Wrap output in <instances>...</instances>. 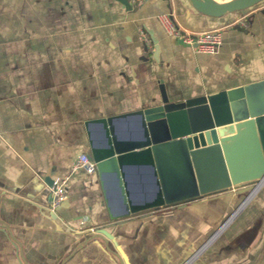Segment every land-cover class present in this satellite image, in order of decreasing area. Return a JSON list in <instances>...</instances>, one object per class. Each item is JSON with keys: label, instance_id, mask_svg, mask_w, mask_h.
<instances>
[{"label": "crops", "instance_id": "0c3cea01", "mask_svg": "<svg viewBox=\"0 0 264 264\" xmlns=\"http://www.w3.org/2000/svg\"><path fill=\"white\" fill-rule=\"evenodd\" d=\"M163 15L221 30L218 53L168 35ZM261 81L264 2L213 18L190 0H0V264H264V184L112 220L98 172L73 171L104 142L87 123L161 105V82L180 103Z\"/></svg>", "mask_w": 264, "mask_h": 264}, {"label": "water", "instance_id": "95a60500", "mask_svg": "<svg viewBox=\"0 0 264 264\" xmlns=\"http://www.w3.org/2000/svg\"><path fill=\"white\" fill-rule=\"evenodd\" d=\"M118 1L133 10L129 0ZM190 2L198 13L220 18L264 0ZM160 91L159 106L87 123L104 138L91 142L92 159L112 220L264 184V81L180 103L170 101L163 82ZM124 127L134 135H123Z\"/></svg>", "mask_w": 264, "mask_h": 264}, {"label": "built area", "instance_id": "2783aa9c", "mask_svg": "<svg viewBox=\"0 0 264 264\" xmlns=\"http://www.w3.org/2000/svg\"><path fill=\"white\" fill-rule=\"evenodd\" d=\"M141 1L142 0H129V4L135 7ZM160 21L168 35L182 39L185 44L195 47L199 53L215 55L222 45L223 35L219 29L192 33L184 30L172 15H163L160 17ZM73 171L95 174L97 172V166L87 155L82 154L78 157ZM65 183V180H58L51 188V199L48 208L52 213H56L67 200ZM261 186L262 185L257 184L255 188H253L251 195Z\"/></svg>", "mask_w": 264, "mask_h": 264}, {"label": "rangeland", "instance_id": "374dc122", "mask_svg": "<svg viewBox=\"0 0 264 264\" xmlns=\"http://www.w3.org/2000/svg\"><path fill=\"white\" fill-rule=\"evenodd\" d=\"M248 191H251L252 190V187L250 186V187H248V189H247Z\"/></svg>", "mask_w": 264, "mask_h": 264}, {"label": "bare ground", "instance_id": "6f19581e", "mask_svg": "<svg viewBox=\"0 0 264 264\" xmlns=\"http://www.w3.org/2000/svg\"><path fill=\"white\" fill-rule=\"evenodd\" d=\"M256 191H257V190H256ZM256 191H254V193H255ZM254 193H253V194H254Z\"/></svg>", "mask_w": 264, "mask_h": 264}]
</instances>
